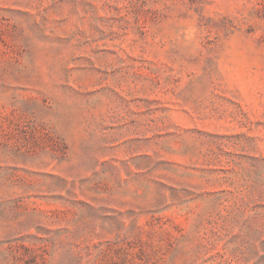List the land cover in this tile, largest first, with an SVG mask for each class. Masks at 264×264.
<instances>
[{
    "label": "rangeland",
    "instance_id": "rangeland-1",
    "mask_svg": "<svg viewBox=\"0 0 264 264\" xmlns=\"http://www.w3.org/2000/svg\"><path fill=\"white\" fill-rule=\"evenodd\" d=\"M0 264H264V0H0Z\"/></svg>",
    "mask_w": 264,
    "mask_h": 264
}]
</instances>
